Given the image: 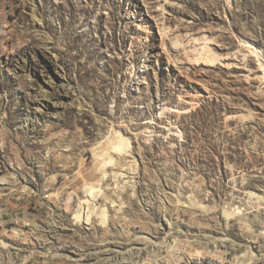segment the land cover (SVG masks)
Masks as SVG:
<instances>
[{"label": "rangeland", "instance_id": "rangeland-1", "mask_svg": "<svg viewBox=\"0 0 264 264\" xmlns=\"http://www.w3.org/2000/svg\"><path fill=\"white\" fill-rule=\"evenodd\" d=\"M33 1L7 2L0 264H264V0Z\"/></svg>", "mask_w": 264, "mask_h": 264}, {"label": "built area", "instance_id": "built-area-1", "mask_svg": "<svg viewBox=\"0 0 264 264\" xmlns=\"http://www.w3.org/2000/svg\"><path fill=\"white\" fill-rule=\"evenodd\" d=\"M9 0H0V56L4 58V62H1L0 65V81H2L5 77L11 76L15 74V71L13 73H3L5 70L7 71L11 66H8L9 58H12L14 55V49L15 46L10 43L11 36H10V21L9 17L12 15V8L7 5V2ZM34 2L33 0H31ZM10 45V48H9ZM3 61V60H2ZM18 62L14 63V66L16 67L14 70H17L18 68ZM15 225L18 224L17 220H14ZM180 244L173 243L172 246H170L169 251L172 252L171 256L176 257L180 255V248H178ZM181 246V245H180ZM113 264H168L164 258L163 255H160L158 252H153L147 255L145 258L136 261V262H119V263H113ZM173 264H178L177 262Z\"/></svg>", "mask_w": 264, "mask_h": 264}, {"label": "bare ground", "instance_id": "bare-ground-1", "mask_svg": "<svg viewBox=\"0 0 264 264\" xmlns=\"http://www.w3.org/2000/svg\"><path fill=\"white\" fill-rule=\"evenodd\" d=\"M228 5V4H227ZM262 66V70H264V64H261ZM45 84L48 86L49 89H51V91L46 92V91H41V95L39 96L40 99L35 100L37 102H40L41 106H48V105H53V106H60L61 104H63L60 99L62 96H66L69 93V87L63 85V86H59L56 85L54 82L52 81H47L45 82ZM45 104V105H44ZM31 111H33V113H41L40 110L36 109V108H31ZM98 187H89V193L91 196H93V194L95 192H98L99 190H97ZM115 260H117L115 258Z\"/></svg>", "mask_w": 264, "mask_h": 264}]
</instances>
